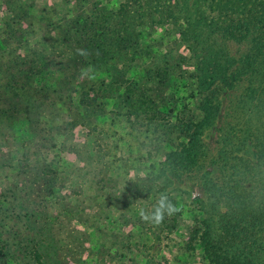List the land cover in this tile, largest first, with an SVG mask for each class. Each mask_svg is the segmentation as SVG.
<instances>
[{
  "label": "rangeland",
  "instance_id": "rangeland-1",
  "mask_svg": "<svg viewBox=\"0 0 264 264\" xmlns=\"http://www.w3.org/2000/svg\"><path fill=\"white\" fill-rule=\"evenodd\" d=\"M160 1L0 0V264H233L240 249L210 258L194 230L210 207L218 239L211 183L256 160L252 143L222 141L253 126L254 42L211 27L222 5ZM208 96L220 107L186 166L184 122ZM263 182L245 184L255 206ZM161 195L179 211L142 220Z\"/></svg>",
  "mask_w": 264,
  "mask_h": 264
},
{
  "label": "trees",
  "instance_id": "trees-1",
  "mask_svg": "<svg viewBox=\"0 0 264 264\" xmlns=\"http://www.w3.org/2000/svg\"><path fill=\"white\" fill-rule=\"evenodd\" d=\"M209 3L211 6L216 7L222 5L226 12L224 15L228 17L221 24L215 22L214 26L211 27L223 29L233 38L248 39L254 42L253 52L248 55L250 69L243 79V81L246 79L247 82L244 88L246 91L244 92L248 93L249 96L247 103L245 102L244 105H247V113L251 112L253 116V126L252 128L249 127L244 141L240 142L237 141L239 138L236 135L239 123L233 122L225 128L224 133L225 135L228 133V137H224L222 141L234 140L231 144L236 143L235 145L238 146L239 143L245 145L247 141L252 143L256 160L253 163L251 161H242L241 163V159L237 158V163L230 165L232 167L231 169L229 167L230 170L228 169L230 175L228 182L224 183L226 186L219 185V187H216L213 182L211 183L209 189V191H212L209 195V198L213 199L211 205L217 207L220 211L218 223L220 224L221 233L218 239H212L213 229L210 227V207L201 220L205 231L199 234L197 229L194 230V234L203 242V248L210 258H219L224 250L226 251L231 247L232 250L240 249V251H238V254L233 251L231 258L229 255L224 256L227 262L233 264H264V196L263 200L255 206L254 196H249V191L245 187V184L251 181L252 178L264 175V3L262 0H209ZM226 83L229 84V81L224 80L216 86L211 96L223 94L224 87L227 86ZM229 87L233 88L232 85H229ZM209 98L210 96L206 97L202 102V108L205 112L203 118H199V120L192 123L190 122L194 121L192 118L197 119L194 115L184 122L183 130L186 136H189V139L185 145L186 150L179 154V159L186 166L193 163V161H197V154L200 149V144H198L199 135L202 129L206 127L207 120H213L219 110L220 105H215ZM250 102L255 103L253 108L248 105ZM255 107L256 112L261 115L256 114ZM221 154L227 157L226 150H223ZM222 197L225 198L221 199Z\"/></svg>",
  "mask_w": 264,
  "mask_h": 264
},
{
  "label": "clouds",
  "instance_id": "clouds-1",
  "mask_svg": "<svg viewBox=\"0 0 264 264\" xmlns=\"http://www.w3.org/2000/svg\"><path fill=\"white\" fill-rule=\"evenodd\" d=\"M78 51H80L81 55L84 54L83 51L81 50ZM177 211H179V209L175 205H173L171 201H169L167 195H161L157 203V206L155 207V210L149 214L145 210L141 209L140 216L141 219L144 220L145 222L158 225L161 222H163L165 213H167L168 216H171Z\"/></svg>",
  "mask_w": 264,
  "mask_h": 264
}]
</instances>
